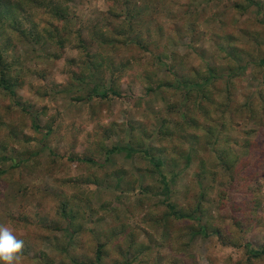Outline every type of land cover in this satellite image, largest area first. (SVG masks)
Masks as SVG:
<instances>
[{"label":"rangeland","instance_id":"374dc122","mask_svg":"<svg viewBox=\"0 0 264 264\" xmlns=\"http://www.w3.org/2000/svg\"><path fill=\"white\" fill-rule=\"evenodd\" d=\"M11 1L0 225L19 264H97L98 245L100 264H264V0Z\"/></svg>","mask_w":264,"mask_h":264},{"label":"trees","instance_id":"16d2710c","mask_svg":"<svg viewBox=\"0 0 264 264\" xmlns=\"http://www.w3.org/2000/svg\"><path fill=\"white\" fill-rule=\"evenodd\" d=\"M245 1L250 2L251 4L254 3L252 0H245ZM14 10L15 11L17 10V6L14 5V2H12L11 0H0V28L5 27L9 23V21L11 19V13ZM55 15L56 16H59L60 14H59V12H57V13H55ZM262 62L264 64V61H262ZM146 79H147V76H146ZM6 81H8V80L7 79H4L2 76L0 77V88H2L4 90H7V91H10L9 90V86L10 85ZM193 84L194 83L186 84L185 87L186 86L187 87L188 86H191ZM9 93L10 94H13V92H9ZM263 109H262V111H264ZM248 110H250V113H251L250 115H252V120L257 119V116L254 113L255 112V109L254 108H250ZM183 115L186 116V113H184ZM165 122L166 121L164 120L162 126L165 125ZM163 127H165V126H163ZM161 133H164V132H161ZM167 135H168V133H167ZM249 149L250 148H248L246 152H242V154H239L238 156L235 157V159L238 162H240V164H243L241 166L242 168H246L247 165H248V161L246 160L245 157L249 155ZM161 163H162L161 162V159H158L156 165L157 166H160ZM249 170L254 171L251 168ZM60 215H61V220H67L68 221L67 222V224H68V231L70 232V234L71 235H75L76 234V228H77V226H76L77 223L76 222L78 220H77V216L74 215L73 210L67 209L66 205L64 204L63 207H62V209H61V211H60ZM118 234H122V235L125 234V228H124V226H122V228H119L118 233H116V235H118ZM127 237L130 238V237H133V236H130V233H127ZM175 242H177V240H175ZM125 244H126V247L127 248H128V246L130 247V248H128L130 250H133V246L135 245V243L134 242H131V241H129V242L125 243ZM150 251H151L150 247H142V254H144V255L147 256V254H149ZM248 252L254 258L263 257L264 256V247H262L261 249H259V248H250V246H249ZM101 253H102L101 245H98L97 250H96V253H95V258H96V261L95 262H97V264H100V262H101V259H102V254ZM144 255H143V257H146Z\"/></svg>","mask_w":264,"mask_h":264},{"label":"clouds","instance_id":"9594fccd","mask_svg":"<svg viewBox=\"0 0 264 264\" xmlns=\"http://www.w3.org/2000/svg\"><path fill=\"white\" fill-rule=\"evenodd\" d=\"M25 246L24 239H18L14 230L0 225V264H19Z\"/></svg>","mask_w":264,"mask_h":264}]
</instances>
